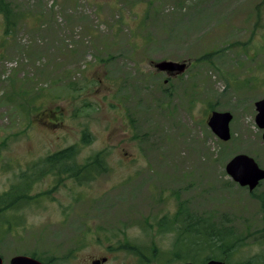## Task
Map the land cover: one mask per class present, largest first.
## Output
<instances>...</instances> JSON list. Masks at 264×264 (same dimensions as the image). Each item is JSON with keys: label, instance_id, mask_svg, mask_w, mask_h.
<instances>
[{"label": "rangeland", "instance_id": "obj_1", "mask_svg": "<svg viewBox=\"0 0 264 264\" xmlns=\"http://www.w3.org/2000/svg\"><path fill=\"white\" fill-rule=\"evenodd\" d=\"M9 1L22 19L0 45V194L26 163L73 144L81 160L103 152L107 169L73 185L77 200L69 181L45 175L29 204L4 210V264L15 253L59 256L76 235L107 234L137 212L139 249H177L167 224L182 204L215 233L230 229L222 240L243 239L233 249L239 264H264V180L249 191L225 172L237 153L264 168L254 119L264 97V0ZM3 25L0 14V42ZM163 60L186 69L160 71ZM212 110L232 114L226 141L207 124ZM211 229L189 234L186 249L221 250L208 246Z\"/></svg>", "mask_w": 264, "mask_h": 264}, {"label": "flooded vegetation", "instance_id": "obj_2", "mask_svg": "<svg viewBox=\"0 0 264 264\" xmlns=\"http://www.w3.org/2000/svg\"><path fill=\"white\" fill-rule=\"evenodd\" d=\"M185 69L186 66L184 65V68L181 71L177 69L160 71L176 73L175 76H178V71L183 72ZM90 157H92V155L81 160L78 159L77 155V159L72 161L69 166L77 168L80 163ZM128 160L131 161V159ZM104 161H106L105 156ZM34 163L30 165L29 162L26 163L23 171L26 173L31 172V168L35 166ZM103 165L106 164L103 163ZM96 173L98 172L93 171L92 176H96ZM45 175L50 176L54 185L58 184L65 178L71 183V186H69L65 182V186L75 194L74 200L78 199V193L73 187V185L77 183L73 177L75 176L74 173L72 175L70 171H65L64 174L60 173V180L57 177L58 174L56 171L46 172L44 176ZM75 202L76 201L72 200L63 207V218L67 217L71 212H75ZM27 204H29V202L24 203V205ZM131 228L135 229V233H128ZM187 236L188 235L178 234L177 240L178 238ZM193 237L200 239V236L194 235ZM157 239H161L160 236H156V238L155 236H151V238H149L151 241ZM73 240L78 243L59 256L51 253V255L48 254L47 257H41L34 252H24L15 253L12 257L24 255L38 260L42 264H208L211 260H217L223 264H239V262H237L238 256L233 249H223L210 252H205L203 250L192 251L186 249V246L183 247V245H176L178 248L175 249L171 244L167 249H151L148 251L139 249V212H137V217L134 221L131 219L129 225L121 223L119 226L110 227L107 234H96L91 232L78 234ZM214 252L216 253L214 254ZM11 258L9 259V264H11ZM229 258L232 259V262L229 261ZM4 263L5 262H3V258L1 257V264Z\"/></svg>", "mask_w": 264, "mask_h": 264}, {"label": "trees", "instance_id": "obj_3", "mask_svg": "<svg viewBox=\"0 0 264 264\" xmlns=\"http://www.w3.org/2000/svg\"><path fill=\"white\" fill-rule=\"evenodd\" d=\"M0 14L2 15L4 25H3V38L0 42L1 46H5L7 41L13 32L17 29L18 23L22 16L20 13L16 12L9 0H0ZM85 132V131H83ZM89 136L87 133H82L81 141L87 142ZM78 145H71L65 148H61L48 154V156L39 159L35 162V166L31 168V172H22L19 174L18 181L16 185H12L7 191L0 194V215L4 210L9 208H16L21 205H24L25 202H29L34 198L32 196L31 190L34 183L40 178L43 177L46 172L56 171L58 174V179L60 173L64 174L65 171H70L71 175L74 173V179L80 183L81 179H87L88 176H92V172H100L107 169L105 163L103 152H98L92 155V157L85 159L84 162L80 163L79 167L74 168L70 167L69 164L72 161L77 159L78 155ZM261 182V181H260ZM259 204L261 210L264 214V196H258ZM38 201V200H37ZM183 204L179 209L177 214L169 220L170 223L167 224L169 229H174L178 234L192 236H200L205 231V227H211L210 231L206 233L210 236L208 240V246L211 248L214 245L223 249H234L237 244L243 243L242 238H234L233 240H222L223 236H231L232 232L230 229H219L215 233L213 230V223L209 222V219L197 218L194 216H189L188 214H183ZM12 221H9L11 224ZM165 220L161 218L159 225L161 227L165 226ZM174 224V226L172 225ZM216 236L217 239H211V237ZM222 237V238H221ZM193 242V241H191ZM187 237H181L176 239V245L180 246L181 244L185 247L187 244ZM178 248V247H177ZM245 264H252L246 262Z\"/></svg>", "mask_w": 264, "mask_h": 264}, {"label": "water", "instance_id": "obj_4", "mask_svg": "<svg viewBox=\"0 0 264 264\" xmlns=\"http://www.w3.org/2000/svg\"><path fill=\"white\" fill-rule=\"evenodd\" d=\"M159 70H183L184 63L171 60L159 61L155 64ZM256 114L255 123L260 129H264V97L254 103ZM232 114L229 111L212 110L207 119V124L211 131L221 140L230 138L229 123ZM264 140V130L262 132ZM225 172L229 177L242 187H247L249 191L256 188L260 181L264 180V168L260 167L253 157L245 153L233 155L225 164ZM11 264H42L38 260L24 255H17L11 258ZM1 264V257H0ZM208 264H223L217 260H211Z\"/></svg>", "mask_w": 264, "mask_h": 264}]
</instances>
